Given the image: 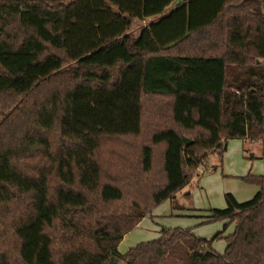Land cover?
<instances>
[{
  "label": "trees",
  "instance_id": "1",
  "mask_svg": "<svg viewBox=\"0 0 264 264\" xmlns=\"http://www.w3.org/2000/svg\"><path fill=\"white\" fill-rule=\"evenodd\" d=\"M263 61L264 0H0V264H264L252 174L204 220L235 223L222 253L180 227L118 250L210 153L264 143Z\"/></svg>",
  "mask_w": 264,
  "mask_h": 264
},
{
  "label": "rangeland",
  "instance_id": "2",
  "mask_svg": "<svg viewBox=\"0 0 264 264\" xmlns=\"http://www.w3.org/2000/svg\"><path fill=\"white\" fill-rule=\"evenodd\" d=\"M256 145H261V142L254 143ZM242 146L244 151L245 158L244 161L250 160V144L243 143ZM234 151L231 152V155H234ZM217 159V155L210 153L208 155L209 164H211L214 159ZM236 160L232 162L231 167L226 168V163L223 167L221 163L219 165V169H217L212 174H200L201 168L206 166V160H204L203 164L200 165L196 170L192 180L185 187V190L180 191L176 194V202L184 207L185 209L189 208H224L226 206L224 195L225 193H233L237 196L238 200L246 201L254 196L255 193L249 194L245 192L243 189V185L247 184V187H251L257 185L256 183H250L243 179L247 175H239L235 172ZM202 166V167H201ZM241 201V202H242ZM177 212L172 208V203L170 200H164L157 206L153 207L150 212V217L142 218L141 222L138 223V228L136 230H131L126 236L123 237L122 241L118 246V250L120 252H125L130 247L136 245L139 242L151 240L157 238L158 232L162 227L166 228H175L180 227L184 229L193 230L196 236L211 239L218 232L224 231L221 237L215 238L211 242V246L214 250L219 253H222L225 248V239L224 237L231 234L230 232L234 228L233 222H228L224 219H219L211 222H206L203 224L198 223L193 218L177 216ZM180 213H182L180 211ZM149 215V214H148ZM147 216V215H146ZM145 217V216H144ZM225 228V229H224ZM133 240V241H132ZM109 264H116V262L111 261Z\"/></svg>",
  "mask_w": 264,
  "mask_h": 264
},
{
  "label": "crops",
  "instance_id": "3",
  "mask_svg": "<svg viewBox=\"0 0 264 264\" xmlns=\"http://www.w3.org/2000/svg\"><path fill=\"white\" fill-rule=\"evenodd\" d=\"M249 150H250V154H249L250 160L244 161L243 158H245V156H244V149L242 146V140L241 139H230V140H228L226 143V146H225V150H224L223 155H222L223 162H222L221 166L223 167V163H224V165L226 163V168L231 167L232 162L234 160H236L235 161L236 165H235L234 169H235V172L237 174L244 175L247 173V174H252L254 176H261L263 178V181H264V143H262V146L259 144L256 145L254 143H250ZM232 151L235 152L234 155H231ZM214 160L215 161H213L211 164H209V159L207 157L206 163H205L206 166H203V168H201L200 174L197 173V175L199 176V175H204V174H212L217 169H219V167H221V166L219 165L218 158L217 159L215 158ZM247 186H248L247 184H244L243 189L245 190V192H247L249 194L256 193L259 190L258 185L253 184V186H251V187H247ZM185 189L186 188H184L182 190H185ZM232 195L235 197V199L238 198L233 193H232ZM175 199H176V196H175ZM167 200H169V199H166V201ZM236 200L238 202L242 201V200H238V199H236ZM173 210L179 211L176 214L177 216L180 215L183 217L193 218L200 224L205 223L204 220L209 215L208 208H195L194 207V208H189V209L183 208V209H173ZM180 211L182 213H180ZM150 216L151 215L149 214L143 218L150 217ZM234 225H235V223H234ZM137 228H138V226L134 230H136ZM233 230H234V228H233ZM233 230L230 233H232ZM191 231L193 232V230H191ZM129 233H131V232H129ZM129 233H126L123 237L126 238V236H128ZM223 233H224V231L218 232L217 237H221L223 235ZM158 236H159V232H158ZM205 239H207V238H205Z\"/></svg>",
  "mask_w": 264,
  "mask_h": 264
},
{
  "label": "water",
  "instance_id": "4",
  "mask_svg": "<svg viewBox=\"0 0 264 264\" xmlns=\"http://www.w3.org/2000/svg\"><path fill=\"white\" fill-rule=\"evenodd\" d=\"M185 141H186L187 144L190 143V140L187 139V138H185ZM112 261L116 262V264H123V262L121 260L112 259Z\"/></svg>",
  "mask_w": 264,
  "mask_h": 264
},
{
  "label": "built area",
  "instance_id": "5",
  "mask_svg": "<svg viewBox=\"0 0 264 264\" xmlns=\"http://www.w3.org/2000/svg\"><path fill=\"white\" fill-rule=\"evenodd\" d=\"M263 66H264V61H263ZM237 92V91H236Z\"/></svg>",
  "mask_w": 264,
  "mask_h": 264
}]
</instances>
